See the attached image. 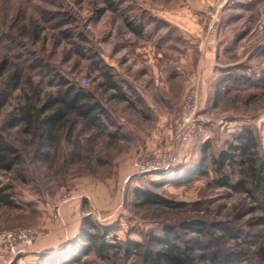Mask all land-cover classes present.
Segmentation results:
<instances>
[{
    "label": "rangeland",
    "instance_id": "374dc122",
    "mask_svg": "<svg viewBox=\"0 0 264 264\" xmlns=\"http://www.w3.org/2000/svg\"><path fill=\"white\" fill-rule=\"evenodd\" d=\"M150 1L0 0V91L12 70L20 76L0 107V133L20 156L10 172L0 171V194L11 200L0 204V231L37 224L50 231L11 264L65 254L84 231L106 234L112 248L66 264H170L161 257L165 238L188 264H264L263 188L244 178L238 163L222 173L212 163L244 128L264 162V0L221 7L204 0L197 8L181 0L180 18L196 19L207 59L192 82L181 73L169 94L144 91L151 78H141L147 66L134 56L137 38L150 35L171 4ZM71 86L99 105L96 121L70 113L50 138L42 136L40 106ZM191 88L201 110L178 163L136 170L138 156L174 145V123ZM21 107L33 109L32 125L11 127ZM200 165L202 175L176 181ZM129 243L137 252L127 251Z\"/></svg>",
    "mask_w": 264,
    "mask_h": 264
},
{
    "label": "trees",
    "instance_id": "16d2710c",
    "mask_svg": "<svg viewBox=\"0 0 264 264\" xmlns=\"http://www.w3.org/2000/svg\"><path fill=\"white\" fill-rule=\"evenodd\" d=\"M133 29L136 31L135 28ZM5 65L6 61L0 64V76L6 69ZM19 81L20 76L18 71L15 69L12 70L6 81L4 89L0 91V107L7 101L10 92L19 86ZM109 86L110 88L118 89L114 82H110ZM118 93V98L123 100L124 96L120 91H118ZM87 101L88 94L86 91L82 87L75 88L72 86L59 92L56 96L48 98L47 101L40 106L39 113L43 115L40 120V114H37L41 135L50 138L51 134L62 123L64 117L70 113H75L82 118L95 122L96 118L93 115L97 111L99 105L96 103L89 104ZM32 112V108L21 107L16 115H13L9 125L14 127L24 123L27 126H31V119L33 117ZM44 113L47 114L44 115ZM236 139L238 140L237 143L229 144L226 150H221L218 156L212 160V163L216 167L215 171L222 173L223 169L228 164L238 163L243 169V177L248 179L249 182L262 187L264 190V162H258L257 143L253 133L244 128ZM204 157L202 162L206 159ZM19 161L20 156L16 149H14L0 133V171L10 172L14 166L19 163ZM203 173L204 171L202 165L197 167L194 166L185 174L177 178L176 181L183 183L186 182V180H190L191 178L202 175ZM221 182L222 185H226L227 183L224 178ZM146 201L155 202L149 198H146ZM0 204L10 205L11 200L7 195L0 194ZM92 227L95 229L94 226ZM105 235L106 234L98 232L92 233L84 231L78 239L71 243L69 250H66L67 252H65V254L59 256L58 253L55 257L50 256L39 264H66L67 261L75 262L78 261L81 256L86 255L90 251H95L98 254L106 253L110 248H112V244L105 241ZM135 246L137 245H131V243H129L126 246V249L128 252H137V249L134 248ZM165 248L166 249L161 257H165L170 264L189 263L186 262L188 258L186 257L185 252L175 248L174 245H169L168 238H165ZM261 253H263L264 256V248L261 249ZM158 256L160 255L158 254Z\"/></svg>",
    "mask_w": 264,
    "mask_h": 264
},
{
    "label": "crops",
    "instance_id": "0c3cea01",
    "mask_svg": "<svg viewBox=\"0 0 264 264\" xmlns=\"http://www.w3.org/2000/svg\"><path fill=\"white\" fill-rule=\"evenodd\" d=\"M162 1L151 0L150 2L156 8H162ZM169 1L171 4L168 9L159 11L164 16L161 20L158 19L161 23L155 30H151L146 38H137V45L134 47V56L137 59H143L142 61L145 60L147 66L141 78L147 76L151 78V81L145 85V92L148 90L169 94V91L177 85L178 76L181 73L186 76L189 83L195 76V69L205 67L207 53L202 47L203 36L196 19H187L188 14L186 19L180 18L181 0ZM204 2V0H186L183 3L184 6L190 4V7L197 8ZM148 27L146 25L144 31L148 32ZM113 65L116 67L115 64ZM162 97L165 98V96ZM168 133L171 136L170 130ZM52 245L54 244L48 242L46 249L52 248Z\"/></svg>",
    "mask_w": 264,
    "mask_h": 264
},
{
    "label": "built area",
    "instance_id": "2783aa9c",
    "mask_svg": "<svg viewBox=\"0 0 264 264\" xmlns=\"http://www.w3.org/2000/svg\"><path fill=\"white\" fill-rule=\"evenodd\" d=\"M227 0H215V4L221 7ZM83 85L88 83L86 76L79 77ZM201 110V97L197 88H191L188 92L182 108L174 123L175 143L152 156L140 155L134 162L136 170L147 172L153 170H167L178 163L181 153L186 149L194 133L195 123ZM66 197H62V202ZM58 212V211H57ZM52 218L56 219L58 214ZM50 234V231L42 224H37L24 229L0 231V264L11 262L31 249L36 241Z\"/></svg>",
    "mask_w": 264,
    "mask_h": 264
}]
</instances>
